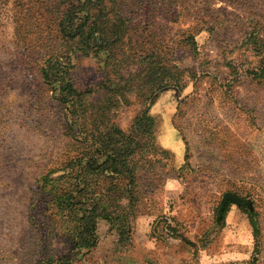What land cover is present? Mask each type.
Masks as SVG:
<instances>
[{"label":"rangeland","instance_id":"rangeland-1","mask_svg":"<svg viewBox=\"0 0 264 264\" xmlns=\"http://www.w3.org/2000/svg\"><path fill=\"white\" fill-rule=\"evenodd\" d=\"M128 1L135 23L152 31L143 47L158 48L180 85L148 100L137 86L152 71L138 56L108 75L95 57L72 60L95 116L105 103L101 120L126 131L149 105L155 121V150L136 157V191L118 198L125 223L99 218L82 264H264V0ZM17 25L19 5L0 0V264L36 258L46 237L29 217L36 180L68 141L64 107L44 83L42 59L19 46ZM119 70L126 100L104 83Z\"/></svg>","mask_w":264,"mask_h":264},{"label":"trees","instance_id":"trees-1","mask_svg":"<svg viewBox=\"0 0 264 264\" xmlns=\"http://www.w3.org/2000/svg\"><path fill=\"white\" fill-rule=\"evenodd\" d=\"M128 2L13 0L19 5V46L42 59V78L64 107L68 131L56 166L41 172L36 180L29 217L35 225L45 226L46 237L38 244L32 264H82L80 254L97 243L99 218L125 223L127 207L118 198L122 191L130 196L136 191L137 155L156 148L149 105L140 109L126 131L114 122L102 121L108 106L99 104L97 115L93 114L95 106L85 96L90 88L82 90L73 82L72 60L95 57L103 61L102 69L108 75L129 66L138 56L136 64L145 63L152 71L149 75L148 70L144 72L143 83L137 86L143 89L139 95L148 100L162 86L180 85L179 76L169 71L172 65L159 60L158 48L154 44L143 47L152 31L142 21L135 23ZM192 37L188 34L182 41L192 45ZM118 72L117 78L106 76L104 83L109 81L111 90L120 92L118 97L124 100L122 91L128 88V78L123 76L125 71ZM89 110L93 117L87 123ZM250 222L256 229L252 218ZM54 236H60L61 242L49 250L46 242Z\"/></svg>","mask_w":264,"mask_h":264}]
</instances>
